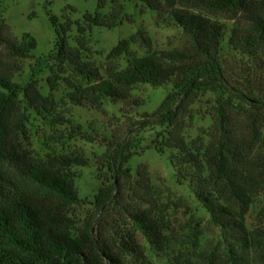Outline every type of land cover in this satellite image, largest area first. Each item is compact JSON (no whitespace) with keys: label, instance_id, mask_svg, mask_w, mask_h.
I'll return each instance as SVG.
<instances>
[{"label":"trees","instance_id":"16d2710c","mask_svg":"<svg viewBox=\"0 0 264 264\" xmlns=\"http://www.w3.org/2000/svg\"><path fill=\"white\" fill-rule=\"evenodd\" d=\"M127 1L98 0L97 10L78 22L77 46L69 41L72 22L53 18L57 37L51 61L64 68L62 73L81 78L62 101L99 109L105 101L129 100L140 85L171 84L159 108L139 124L160 127L156 149L168 153L178 181L190 185L220 229L222 264H264V0H138L159 13L163 25L181 28L185 41L173 50L133 57L103 77L81 51L93 26L111 28L124 20ZM222 18L234 22L229 35ZM9 33L0 15V264H155L153 258L171 245V228L145 206L155 194L147 171L135 174L128 166L138 143L123 136L107 149L102 162L111 176L95 196L94 215L78 225L73 210L82 198L74 169L88 166V159L72 153L38 160L22 146L30 105L52 101L36 81L22 86L14 80L37 40L29 33L21 39ZM135 40H121L110 55L130 54ZM208 91L217 93L214 122L204 136L188 141L192 106ZM134 175L143 204L129 207ZM118 206L125 208L130 227L108 232L104 218ZM253 211L257 223L249 226Z\"/></svg>","mask_w":264,"mask_h":264},{"label":"rangeland","instance_id":"374dc122","mask_svg":"<svg viewBox=\"0 0 264 264\" xmlns=\"http://www.w3.org/2000/svg\"><path fill=\"white\" fill-rule=\"evenodd\" d=\"M97 6L98 0H0V15L6 20L9 35L21 39L29 33L37 40L32 57L22 61L23 68L14 74V80L22 86L36 81L42 94L52 101L30 105V120L25 123L24 133L21 134L22 146L38 160L48 159L49 154L65 156L72 153L88 159V166L74 169L79 174L76 187L82 202L73 211L79 220L78 225H82L94 215L95 196L104 179L111 176L102 162L103 155L114 141L123 136H133L134 144H138L128 166L135 174L140 169L147 171L155 189V194L151 193L154 196L150 197L151 204L144 205L162 215L171 228V245L153 258L154 263L206 264L212 261L214 264H222L225 245L221 241L220 229L214 225L211 215L195 197L190 185L178 181L168 153L162 154L156 149L154 141L160 127L151 121L147 126L139 124V121L159 108L171 84L163 87L140 85L132 91L129 100L105 101L99 109L65 104L62 101L81 78L69 70L62 73L64 68L51 61L57 37L53 18L59 24L72 22L68 31L69 41L77 46L78 22L84 21L85 14L94 13ZM125 13L124 20L118 26H93L88 34L89 42L81 51L84 60L97 67L103 77L124 68L133 57L154 51L173 50L181 47L185 41L181 28L163 25L162 16L143 8L138 0L127 1ZM221 20L227 26L229 35L234 22L223 18ZM140 32L148 40L144 41ZM132 36L136 40L130 42V54L110 55L121 40ZM230 54L231 51L226 52L228 58ZM216 99L217 93L208 91L201 94L193 104L192 117L185 128L188 141L204 136L212 126ZM138 178L134 175L131 179L126 206L143 204L136 195V191L141 189ZM133 199H137V202ZM124 209L118 206L104 218L108 232H113V228L129 229ZM247 223L249 226L257 223L256 212L247 215ZM137 238L144 243L140 234ZM203 249L205 251L201 252Z\"/></svg>","mask_w":264,"mask_h":264}]
</instances>
